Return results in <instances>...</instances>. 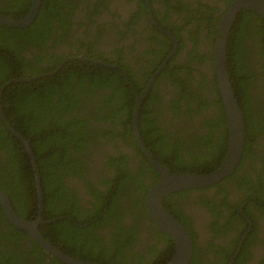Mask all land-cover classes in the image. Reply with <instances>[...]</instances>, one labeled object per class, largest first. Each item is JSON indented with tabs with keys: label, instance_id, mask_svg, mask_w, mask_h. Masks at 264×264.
Instances as JSON below:
<instances>
[{
	"label": "flooded vegetation",
	"instance_id": "obj_1",
	"mask_svg": "<svg viewBox=\"0 0 264 264\" xmlns=\"http://www.w3.org/2000/svg\"><path fill=\"white\" fill-rule=\"evenodd\" d=\"M32 1L0 0V15L6 19H18L28 12ZM54 1L56 0H38L35 16L43 12L48 15V11ZM167 1L79 0L78 6L70 16L71 23L66 27L65 33L58 39L57 46H53L52 48L59 58L54 65L53 73L71 57L79 61L84 58L81 55H70V57L65 54L75 52L76 49L74 46L78 44L81 46V43L86 45L90 41L99 52L105 49L110 54H114V47L119 46L120 54L125 60L130 62V58L133 59L134 55L137 54L135 56L139 59L137 63L139 65H146L148 63L145 58L156 57V54H147L143 51V48L150 47V45L155 48H163V44H160V41L169 39L167 42H170V47L165 52L163 60L167 55L169 56L165 60L164 65L157 70L161 62L151 75L156 74L155 76H157L162 69H165L166 61L172 54L177 52L176 61L179 69L184 67L179 74L184 73L186 71L185 67L189 65V62L191 63V69L186 72L188 75L186 85L196 92L201 90L202 92L197 94H202L209 98L212 93L207 92V88L204 87L210 85L212 73L215 75L212 62L215 30L219 24V18L227 10L231 0H170V6L167 5ZM82 4H87L91 7L94 13L92 16L94 21H88L86 12L80 8ZM199 4L202 6L197 7ZM207 6L213 8H208ZM238 12H240L239 16L245 20V23L256 22L254 14L258 13L240 8L236 12L235 17ZM207 15L212 16L213 27L211 35H208L211 28L209 29L207 25ZM51 20L53 27L50 29L54 35L53 31L58 27L59 23L56 18H51ZM233 21L228 29L227 39ZM96 23H99V27H96ZM2 25L7 27L3 31L4 33L10 27L16 28V26L6 24L0 20V30ZM252 28L249 24L242 25V31L246 32L245 47L250 65L256 72H259L260 65L257 62L260 61V55L258 53L261 50L259 49L258 43L252 41L256 37L254 33L250 32ZM83 30L86 32V35ZM148 33H154L162 38L156 36L159 40L156 38L154 40L159 42L156 44H148L144 40ZM42 37H45L43 39V45H48L51 41V36L44 34ZM193 39L198 40L194 45L192 44ZM174 41L176 42V47L172 49ZM69 43L73 47H70ZM3 45H5V41L3 36L0 35V46ZM194 46L197 51L206 52L207 56L200 61L195 58L189 60L185 51ZM184 59L186 60L183 61ZM89 60L101 66H117L114 63L100 62L96 58H90ZM131 64L136 69L132 62ZM142 69H145V67L142 66ZM121 70L123 75H125V71L123 69ZM107 72L111 73V71ZM202 76L205 77L204 82H201L203 81ZM19 77L17 75L6 80L0 86V95L1 88L8 82L26 81L25 78L20 79ZM255 77L257 78L255 80L257 88L255 89L261 94L260 97L264 99V74L257 73ZM74 78L72 86H75V88L80 85L79 83L75 85L77 79L83 83L85 82V78L83 77L78 78L75 75ZM169 79L170 75L164 70L158 80H155L154 77L147 89L148 92L152 83L156 81V88L154 90L162 95L155 103L160 110H155L157 116H159V120L153 123L158 127L157 131L149 127L139 129L137 116V134H135L132 121L130 120L132 137L129 136V133L124 136L120 134L116 136L111 135L109 132H106L109 133L108 135L101 136L98 133L99 129L107 126L109 121L91 116L87 119V124L88 127L89 125L93 127L96 132L85 131L86 138L80 144L79 149L75 148L71 135H68L65 139L66 145L63 143L62 148L67 152L69 150L73 155L79 156L84 164L78 162L76 166H83L82 169L87 175H77L74 172L65 171L57 165L47 177L53 182L54 192L47 190L45 191V195H43L42 191L41 199L37 196V201L35 202L37 212L30 213L28 217L35 219L38 216L40 204L41 220L38 223L41 225L40 229L37 228V230L53 246L69 257L86 259L81 257L77 250H73V236L70 231L65 233V237L69 239V242L58 236L67 221H71L73 225L78 227H84L88 222L98 220L106 214L111 215L113 211H118L122 213L120 219L123 223L135 225L131 236L127 237V232L117 226L113 227L111 224H106L95 228V232L99 236V242L112 243L117 238L123 237L121 252L113 257L114 260L122 259L123 262L128 263L135 260L139 264H149L152 262L153 264H159L166 257L165 241L162 238L165 236L163 234L165 232L160 230L156 223L147 217L145 212L146 193L158 179L159 175L157 169L151 163L150 158L160 164L166 165L173 172L211 173L219 166L225 164L224 161L229 142L226 133L225 140L220 136L222 127L217 121L218 117H220V115L217 116L216 114L218 109L210 102L202 105L200 109H196L195 104L198 103V100L193 99L189 103L192 110L188 111L185 108L187 103L186 99L180 97L181 93L179 89L182 87V83L168 85ZM97 83L89 84V87L94 91L103 89L96 87ZM129 85L132 86V83ZM17 89L20 90V93L23 92L26 95L28 93L20 87H17ZM88 95L93 94L92 92H88ZM177 97H180L179 103L172 105L171 100ZM22 109L21 101L13 103L11 98H9L8 103L5 104L6 112L13 110L17 113V117H9L3 112L0 102L1 123L13 135L15 134L12 130L19 134V136L15 135V139H11L9 142L10 147L0 146V162H2V165H7L8 167L3 168L4 166L1 167L0 164V184L7 185L8 187L18 186V183L15 182L16 178L10 172L11 168L9 167V157L7 155H16L25 152L29 156L30 162L29 149L33 152L30 145V140L33 139L31 135L36 136V133L32 131L30 132V137L27 138L25 137L26 135L24 136L21 131L17 130L11 124V120L21 117V115L24 119V109L23 111ZM72 111L75 113L76 108H72ZM207 119H211L212 122H207ZM68 127L69 125L65 124L64 128L60 129L61 133L66 134L73 130ZM109 127L112 128L111 125ZM50 128L53 129L51 131L52 133L55 132L53 134L55 136L57 134L56 129L53 127ZM118 128L121 129V133L125 131L124 127ZM226 131L228 132L227 128ZM157 132L166 134L165 137L157 139V144L166 145L169 149H173L176 143L179 144L178 152L175 155L170 154L166 158L156 157L158 153L157 148H153L149 138L144 135H149L155 142ZM62 134L59 139L63 137ZM202 136L203 138H201ZM246 137L245 135L244 142L241 145L237 160L231 168V172H228L227 174L229 175L226 174L227 176L225 178H223L224 175L217 182L172 190L162 198L163 206L187 229L188 227L183 220L189 221L191 239L194 238L195 242L198 243L200 247L198 251L201 254L200 261L206 264H234L235 257L242 252L244 255L241 264H264V185L262 182L264 163H262L261 155H259V153L264 154V149L262 148L264 140L259 139L260 142L258 144V142H254L253 140L248 142L249 139L246 140ZM194 141L195 143H193ZM255 141L257 140L255 139ZM191 143L193 144L191 145ZM215 146L218 150H215ZM199 148L203 152H206L205 157L199 156L196 159L191 157L189 153L196 155L200 151ZM168 162H172L174 163L173 165L185 169L181 171L172 170L169 166L171 164ZM72 166L65 167L71 168ZM126 171L129 174H134L132 178H136L137 181V183L134 181V184H138L140 189L133 190L130 184L131 180L123 179L128 174ZM116 172L121 174L123 186H115L113 184L108 187L109 184L103 183V180L108 179V177H111ZM136 172H138L137 175L135 174ZM154 173H158V175L156 176ZM237 177L253 184V187L247 188L239 185ZM87 181L95 187L96 191L92 192L89 190L86 184ZM104 191H107L113 198H116V193H118L119 198H116V201H101L94 194ZM260 198L261 200H259ZM142 207L144 208L145 216H143ZM29 208H32V205L26 207L25 210ZM13 209L16 211L15 208ZM89 209L93 210L90 218ZM43 211L49 213V218H44ZM73 212L75 215L72 214ZM16 213L19 215L18 211ZM230 213L235 214L231 220ZM5 218L13 224L6 216ZM14 226L19 228L16 225ZM25 232V230H22V233H16L12 228L6 227L0 220V264H39V256L42 255L45 256L43 257L42 264H61L60 262L68 264L44 251L35 238L28 233L35 240L32 241L30 237L25 235ZM235 237L238 238L237 242L233 241ZM171 241L173 244L172 239ZM82 247L83 245L78 246V248ZM170 248L173 249L167 260L170 259L174 252V245ZM98 249L101 250L98 244L97 247L92 246L86 251V256L89 258L94 257L100 252L97 251ZM137 257L141 258V260L137 259ZM49 258L54 262L50 261ZM86 260L111 264L93 259Z\"/></svg>",
	"mask_w": 264,
	"mask_h": 264
},
{
	"label": "trees",
	"instance_id": "obj_2",
	"mask_svg": "<svg viewBox=\"0 0 264 264\" xmlns=\"http://www.w3.org/2000/svg\"><path fill=\"white\" fill-rule=\"evenodd\" d=\"M78 3L79 0H56L52 3L50 10L48 11L50 15L48 13V15H46L44 12L38 13L35 16L34 20L25 27H10L4 33L3 31L6 30L7 27L5 25H2V28L0 30V35L3 36V39L5 41V45L0 46V86L11 77H16L17 75L21 77H27L29 74L42 72L40 76L33 77V79L31 80H20L16 82L11 81L5 84L4 87L1 88L0 102L2 104L4 113H6L9 117H17V113L13 110L11 112H6L5 104L8 103L9 98H11L13 103L21 101L22 107L24 109V111L22 109V111L24 112V119L21 115V117L15 118L10 122L13 126L16 127L17 130L21 131L24 136L26 135L25 137L27 138L30 137V132L34 131L35 133H37L36 136L31 135L33 139L30 140V145L36 158L35 161L37 163L40 186L41 190L43 191V195H45V191L47 190L54 192L53 182L47 177L57 165L62 167L65 171L74 172L77 175H87L86 172L82 169L83 166H76L78 162L80 164H84V162L80 160L79 156L71 154L69 150L67 152L62 147L63 143L64 145H66L65 139L68 137V135H71V138L74 140L75 148L79 149L80 144L85 141V131H92L93 133L96 132L95 129L90 125L88 127L87 119L89 117L94 116L96 118H103L105 121H109V124L107 126H105L103 129H99L98 133H100L101 136L108 135L109 133L111 135L118 136V134H120L121 136H124L125 134L129 133V136L132 137L130 120L132 117L135 94L139 93L145 86L151 73L162 62L165 52H167L168 48L170 47V42H167L169 39H163L162 41H160V44H163L162 47L164 49L161 47L155 48L152 45H150V47L143 48L144 52H146L147 54L154 53L156 54V57H146L145 59L148 64L139 65L137 63L139 59L135 57L137 56V54L134 55L133 59L130 58L129 62L125 60L120 54L119 46H115V53L110 54L105 49L102 52H99L91 44V42L88 41V44H86V48L84 50L81 48L80 44L74 46L77 53L81 56H84L85 58L81 59L80 61L76 58L68 59L59 69L56 70L55 73L50 72V70L55 67L54 65L59 58L54 52H48V49H52L54 44L58 43V39L65 33L66 27H68L71 23L70 16L72 15V13H74V9L78 6ZM169 3L170 0L167 1V5H169ZM201 6L202 5L199 4L197 7ZM207 7L213 8L210 6ZM80 8L81 10L86 12V17L89 22L94 21V19L92 18L94 13L92 12L90 6H88L87 4H82ZM239 14L240 12H238L233 21L232 27L229 32L230 34L227 39V66L230 73V80L235 93V97L243 113L244 128L247 136L246 140L249 139L248 142L253 140L254 142H258L259 144V139L264 140V99L260 97L261 94H259L255 89L257 88V85L255 83V80L257 78L255 77V75L257 73L264 74V17L259 14L251 13L254 14L256 22L245 23V20L241 19ZM51 18H56L59 23L58 27H56L53 31L54 35L52 33V30L50 29L51 27H53ZM244 24H249L253 27L250 32L254 33L256 37L253 38L252 41L258 43L259 49L261 50V52L258 53L260 56L257 54L260 58V61L257 62L260 65L259 72H256L251 67L250 60L246 53V32L242 31V25ZM98 25L99 23H96V27H99ZM207 25L209 29L211 28L208 32V35H211V30L213 27L211 15H207ZM43 27H45V29H43ZM83 32L86 35V32L84 30ZM44 34L51 36V41L48 45H43V39L45 37L43 38L42 36ZM173 34L176 35L175 32H173ZM6 36H8L9 38ZM156 36L157 35L154 33H148L145 36L144 40L148 44H156L159 42L154 40ZM192 41V44L194 45L198 40L193 39ZM69 45L70 47H73L71 43H69ZM40 48L44 49L43 54L39 52ZM178 48H180V46H178ZM22 51L28 52V56L23 54ZM75 53H69V55H74ZM185 54L187 55L189 60L195 58L198 61L204 59L207 56L206 52L197 51L195 46L191 47L190 49H186ZM176 55L177 52L169 57V59L166 61L165 69H162L157 74V76H155V80H158L165 70L170 75L168 85H172L173 83H182V87H180L179 89L181 93L180 97H184L186 99L187 103L185 108H187L188 111L192 110V107L189 103L193 99L198 100V103L195 104L196 109H200L202 105L207 104L208 102L212 103L218 109L216 114L217 116L220 115V117H218L217 121L218 124L222 127L220 136L225 140V133L227 135L226 126L224 123L225 117L223 115L222 105L217 90L214 73H212V76L210 77V85L204 87L207 88V92L212 93L211 96L208 98L202 94H197L199 92L201 93L202 91L199 90L196 92L186 85V81L188 80V75L186 72L191 69V63L189 62V65L185 67L186 71L184 73L179 74V72L183 70L184 67L179 69V65L176 61ZM90 58H96L111 64L114 63L117 66H101L100 64H96L93 61L89 60ZM185 60L186 59H184L183 61ZM131 62L135 65L136 69L132 66ZM142 66H144L145 69L141 70ZM121 69L125 71V75H123ZM107 71H111V73ZM75 75H77L78 78H85L84 83L77 79L75 85L78 83L80 84L77 88H75V86H72ZM202 80L203 81L201 82H204V76H202ZM94 82H98L96 87L103 89L94 91L92 88H90L89 84H92ZM130 82L132 83V86L129 85L131 84ZM155 83L156 81L152 83L147 94L144 96L139 105V129H141L142 127H149L150 129L156 131L158 129V127L153 124L154 122L159 120V116H157L155 110L160 111L155 103L159 100L160 97H162V95L154 90L156 88ZM39 86H42V88L40 89ZM17 87L26 90L28 92L27 95L23 92L20 93V90H18ZM88 92H92L93 95L87 96ZM180 97L171 100V104H178ZM72 108H76L75 113L72 111ZM207 122L212 121L211 119H207ZM65 124H68V128H71L73 130L66 134H62L60 129L64 128ZM0 125V146H4L6 148L10 147L9 142L11 141V139H15L16 136L13 135L5 127V125L1 123V121ZM109 125H111L112 128H110ZM48 127L55 128L57 132L55 136H53L55 132L51 134L52 139L50 140L51 146L49 147V150L45 148L49 143L48 139H46L45 136H39L42 128L47 129ZM118 127H124L125 131L121 133V129H119ZM61 134L63 137L59 139ZM144 136L149 138L150 144L153 148H157L158 153L156 157L166 158L170 154L175 155L178 152V143L175 144L173 149L167 148L166 145L157 144V139L165 137V133L157 132L155 142L149 135L145 134ZM201 138H203V136ZM255 139L257 141H255ZM193 143H195V141ZM193 143H191V145ZM262 148L264 149V141L262 143ZM215 150H218L216 146ZM205 153V151L203 152L200 149L199 153H197L196 155L194 153L189 154L191 155V157L196 159L199 156L204 158ZM259 155H261V161L262 163H264V154L259 153ZM7 156L9 157L8 163H10V172H12L14 178H16L15 182L18 183V186L8 187L7 185L0 184L1 188L6 192L11 205L16 209V211L19 212V215L24 218H30L28 217L30 213L37 212V205L35 204V202L37 201V194L35 190L31 164L29 162V156L25 152ZM168 163L171 164L169 166L172 170L181 171L185 169L178 167L177 165H173L174 163L172 162ZM0 164L1 167L4 166L3 168H8L7 165H2V162H0ZM71 165H73L71 168L65 167ZM126 173L128 172L126 171ZM135 174L137 175L138 172H136ZM132 175L134 174L128 173L123 179H130L132 189L138 190L140 189V187L138 186V184H134L136 178L133 179ZM154 175L157 176L158 173H154ZM121 177V174L119 172H116L111 177H108V179L103 180V183L109 184L108 187L113 184H115V186H123ZM237 179L239 185L245 186L247 188L253 187V184L246 182L242 178L237 177ZM86 184L90 191H96L95 187L90 182L87 181ZM94 194H96L97 198L101 201H116V198H119L118 193H116L117 197L113 198V196H110L107 191L96 192ZM259 200H261V198ZM31 205L32 208L25 210L26 207H29ZM92 212L93 210L89 209V218ZM72 214L75 215L74 212ZM43 215L44 218H49L48 212L43 211ZM234 215L235 214L230 213V220L234 217ZM121 216V212L113 211L111 215L106 214L98 220L88 222L84 227H78L76 225H73L71 221H67L63 229L59 232L58 236L69 242V239L65 237V233L70 231L73 236V250H77L80 256L86 259L105 261L111 264H139L135 260H132L128 263L123 262L122 259H113L114 256L118 255L121 252V242L123 237L117 238L112 243L99 242V236L95 232L96 227L111 224V226H117L118 228H121L123 229V231L127 232V237L131 236L135 225L123 223V221H121L120 219ZM143 216H145L144 208ZM0 220L6 227L12 228L14 232L22 233V230L20 228L15 227L5 218L1 206ZM183 222L187 225L188 230L190 231L189 221L183 220ZM163 234L166 236L162 237L165 241L166 257L159 264L164 263L167 260L173 249L170 248L173 247L170 236L165 233ZM25 235L30 237L27 232H25ZM30 239L34 241L31 237ZM233 241L237 242L238 238L235 237ZM192 242V254L187 264H202L203 262L200 261L201 254L198 251L200 247L198 243L195 242L194 238L192 239ZM97 244L101 249H98L97 251L100 252L92 258L86 256V251L92 246L97 247ZM80 245H83V247L78 248V246ZM169 249L170 251H168ZM243 255V252L238 254L234 259V264H241ZM39 257V264H42L43 257L45 256L42 255ZM137 259L141 260V258L139 257H137ZM50 261L54 262L51 259ZM60 263L64 264L62 262ZM149 264H153V262Z\"/></svg>",
	"mask_w": 264,
	"mask_h": 264
},
{
	"label": "water",
	"instance_id": "obj_3",
	"mask_svg": "<svg viewBox=\"0 0 264 264\" xmlns=\"http://www.w3.org/2000/svg\"><path fill=\"white\" fill-rule=\"evenodd\" d=\"M37 6L38 0H33L30 9L22 17L18 19H6L0 15V20L12 26L24 27L34 19ZM240 8L254 11L264 17V0H231L227 10L219 18V24L215 30L212 62L215 72L216 86L220 96L223 115L225 117L224 123L228 130L227 137L229 142L226 158L224 161L225 164L219 166L211 173L202 174L191 172H173L170 171L166 165L160 164L150 158L151 163L157 169L159 175L158 179L151 185L146 193L145 212L147 217L153 220L160 230L171 237L174 245V252L172 256L164 264H187L192 254V239L189 230L163 206V196L172 190L202 186L205 183L219 181L222 176L226 175L228 172H231V168L236 162L241 145L244 142L246 133L244 128L243 113L235 97V93L231 84L226 54L228 29L235 18L236 12ZM175 47L176 42L174 41L172 49H175ZM168 56L169 55L165 57L157 70H159L164 65ZM155 75L156 74H153L149 77L145 87L139 93H136L134 98L131 121L135 134H137L136 122L140 102L142 101ZM19 78L21 79V77ZM12 131L15 135L19 136L17 132L14 130ZM29 155L30 164H32L31 169L34 178L36 194L38 198L41 199L42 192L39 173L37 163L31 149H29ZM262 182L264 185V172ZM0 206L5 216L14 225L30 232L46 252L57 257L58 259L65 261L68 264H106L95 261L93 262L86 259L69 257L67 254L61 252L58 248L51 245L36 229V225L40 219V216L38 215V217L33 220L25 219L19 216L13 209L7 194L2 188H0ZM39 208L41 209L40 204Z\"/></svg>",
	"mask_w": 264,
	"mask_h": 264
},
{
	"label": "clouds",
	"instance_id": "obj_4",
	"mask_svg": "<svg viewBox=\"0 0 264 264\" xmlns=\"http://www.w3.org/2000/svg\"><path fill=\"white\" fill-rule=\"evenodd\" d=\"M169 6H170V4H169ZM32 21H33V20H32ZM26 26H27V25H26ZM57 44H58V43H55V44H54V47H56ZM39 52H40L41 54H43V53H44V49H43V48H40V49H39ZM48 52H54V51H53V49H48ZM75 52H76V53H75ZM75 52H71V53H75L74 56H75V55H79V54L77 53V51H75ZM22 53L25 54V55H28V52L22 51ZM65 54L68 55V56L72 55V54L69 55V54H67V53H65ZM70 57H71V56H70ZM83 57H84V56H83ZM84 58H85V57H84ZM69 59H73V57H71V58H69ZM98 60H99V59H98ZM100 62H102V61L100 60ZM112 66H113V65H112ZM53 71H54V68L50 70V72H53ZM41 73H42V72H38V73H35V74H29L27 77H21V76H20V77H21V78H25L26 80H31V79H33V77L40 76ZM42 86H43V85H42ZM42 86H39L40 89L42 88ZM48 129H49V127H48L47 129H43V128H42V131L44 132V131H47ZM36 135H37V133H36ZM45 138L47 139L46 136H45ZM244 139H245V138H244ZM33 154H34V153H33ZM227 175H229V174H227ZM227 175H225L223 178H225ZM41 192H42V190H41ZM15 212H16V211H15ZM38 215L40 216V219H41V209H40ZM19 216H20V215H19ZM21 217H22V216H21ZM37 217H38V216H37ZM37 217H36V218H37ZM22 218H24V217H22ZM36 218H35V219H36ZM25 219L33 220V219H31V217H30V218H25ZM40 219H39V221H40ZM39 221H38V222H39ZM39 226H40V223H38V224L36 225V229H37V228L40 229ZM20 229H22V228H20ZM22 230H25V229H22ZM25 231L27 232V230H25ZM37 231H38V230H37ZM38 232H39V231H38ZM28 233H30V232H27V234H28ZM39 233H40V232H39ZM30 234H31V233H30ZM28 235H29V234H28ZM31 235H32V234H31ZM29 236H30V235H29ZM32 236H33V235H32ZM30 237H31V236H30ZM33 237H34V236H33ZM31 238H32V237H31ZM34 238H35V237H34ZM32 239H33V238H32ZM44 239H45V238H44ZM33 240H34V239H33ZM35 240L37 241L36 238H35ZM35 240H34V241H35ZM45 240H47V239H45ZM47 241H48V240H47ZM37 242H38V241H37ZM48 242L51 244L50 241H48ZM38 244H39V242H38ZM39 245H40V244H39ZM51 245H52V244H51ZM40 247H41V246H40ZM41 248H42V247H41ZM42 249H43V248H42ZM43 250H44V249H43ZM44 251H45V250H44Z\"/></svg>",
	"mask_w": 264,
	"mask_h": 264
},
{
	"label": "rangeland",
	"instance_id": "obj_5",
	"mask_svg": "<svg viewBox=\"0 0 264 264\" xmlns=\"http://www.w3.org/2000/svg\"><path fill=\"white\" fill-rule=\"evenodd\" d=\"M81 47H82V49L84 50L85 48H86V45L84 44V43H81ZM53 129L52 128H50V129H48L47 131H44V132H40L39 133V136L40 137H42V136H46L47 137V139H48V141H49V143L47 144V146L45 147L47 150H49V147L51 146L50 145V140L52 139V136H51V134H52V131Z\"/></svg>",
	"mask_w": 264,
	"mask_h": 264
}]
</instances>
